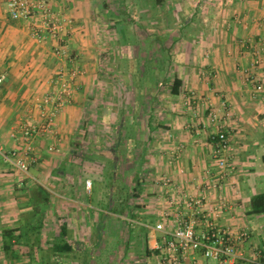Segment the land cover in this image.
Returning <instances> with one entry per match:
<instances>
[{
  "label": "crops",
  "instance_id": "obj_1",
  "mask_svg": "<svg viewBox=\"0 0 264 264\" xmlns=\"http://www.w3.org/2000/svg\"><path fill=\"white\" fill-rule=\"evenodd\" d=\"M5 3L0 0V147H21L12 133L25 122L40 127L42 98L61 76H75L52 131L35 138L29 170L0 163V264H86L72 259V251H85L86 236L119 220L128 243L131 234L142 237L150 258L143 264H158L164 236L184 214L193 218L195 209L186 204L202 195L201 210L218 226L247 233L236 264H264V0H140L143 10H171L175 24L187 30L174 38L179 92L158 95L154 119L143 110L151 102L139 100L145 115L140 127L138 117L127 115V102L135 106V98L127 99L132 86L102 79V5L53 1L58 36L43 30L38 40L34 25L13 20ZM57 46L63 52L55 53ZM211 109L228 131L234 171L208 194L218 177L211 137L220 127L209 124ZM123 115L129 125L123 137L138 139L135 147L115 146ZM92 134H105L102 140L113 144L86 145ZM194 218L202 230L201 216ZM63 227L73 248L54 254V237ZM183 264L217 262L192 252Z\"/></svg>",
  "mask_w": 264,
  "mask_h": 264
},
{
  "label": "rangeland",
  "instance_id": "obj_2",
  "mask_svg": "<svg viewBox=\"0 0 264 264\" xmlns=\"http://www.w3.org/2000/svg\"><path fill=\"white\" fill-rule=\"evenodd\" d=\"M95 1L96 4L99 3L100 5H103V3L105 6L108 3L110 4L108 9L104 8L101 11L102 14L99 15L101 23L105 24L101 35L102 44L99 47L102 56L101 66L106 70L102 79L106 82L111 80L113 82H126L132 86L127 92V99L132 96L133 102L135 98L133 103L135 106L130 105L131 107H128V103L131 101L127 102V115L138 117L137 123L140 127V119L145 115H142L139 100H146L147 97V100L151 103L149 102L148 106L143 107V110L145 109V112L149 111L152 117L156 115V109L158 108L156 104H152L158 95L162 93L169 95L170 83L172 78L175 77L174 67L178 61L175 56L176 53H174L177 46L174 38L179 33L187 32V30L184 32L182 30L185 27L175 24V16H173L171 10L165 9L158 12L154 8L151 9V7H148L149 9L144 7L143 10L142 6L137 4L135 0ZM122 11H124L128 22V40L130 44L127 46L122 45L124 37L119 36L112 28L113 18L109 14L113 12L123 17ZM164 78L169 80L168 85L164 83ZM141 84L143 90H140ZM122 119L117 147L137 146L138 139L128 140L123 137L125 130H129V125H126L125 115L122 116ZM100 135L92 134L93 138L90 139V142L87 141L86 145L110 147L113 144L108 138L102 140L105 134ZM119 221L120 223L111 224V226L107 224L104 233L100 235L86 236L83 242L87 245V249L85 251H72L70 255L72 259L84 260L86 264H143L145 260H150L141 248L142 237L131 234L130 237L133 241L128 243L127 233L123 229V221Z\"/></svg>",
  "mask_w": 264,
  "mask_h": 264
},
{
  "label": "built area",
  "instance_id": "obj_3",
  "mask_svg": "<svg viewBox=\"0 0 264 264\" xmlns=\"http://www.w3.org/2000/svg\"><path fill=\"white\" fill-rule=\"evenodd\" d=\"M55 0H6V12L13 20H23L34 25L33 35L38 39L44 38L43 30H47L52 37L58 36L60 28V18L53 11L52 2ZM67 26L72 24L71 20L64 19ZM61 46L55 48V53H61ZM75 74L71 73L66 77L61 76L55 82L56 88L48 92L39 103L40 116L42 123L40 127L25 122L19 126L17 132L12 136L19 138L21 147L6 150L0 147V163L6 164L15 170L26 173L29 167L36 161L34 141L40 131L51 132L54 118L65 101L72 95L74 86L72 84ZM5 76H0V86ZM191 97L185 100L188 105ZM209 124L220 125L219 129L212 134L211 140V158L214 161L218 172L217 179L212 184H208L207 192L211 193L214 189L217 191L221 187V180L231 175L234 171V165L229 161V136L228 131L223 129L219 115L214 109L207 113ZM49 147V150H53ZM86 187L91 182L86 180ZM205 195L199 198H191L187 202V207L195 209L193 218L180 217L176 228L166 233L162 243L159 246L160 260L158 264H183L184 260L192 252H200L204 260H215L217 264H236L239 258L237 248L247 233L241 232L239 235H233L226 228L218 226L214 219L201 210L205 200ZM222 204V203H221ZM218 214V212H216ZM194 215L202 218L204 228L200 231L196 229L197 222Z\"/></svg>",
  "mask_w": 264,
  "mask_h": 264
},
{
  "label": "trees",
  "instance_id": "obj_4",
  "mask_svg": "<svg viewBox=\"0 0 264 264\" xmlns=\"http://www.w3.org/2000/svg\"><path fill=\"white\" fill-rule=\"evenodd\" d=\"M150 1V0H149ZM154 4H158L161 0H152ZM135 2L137 4L140 3V0H135ZM110 4H105L103 3L102 8H106L108 9V6ZM123 15H124V11H122ZM110 16L113 18V29L115 30V32H117L119 34V36L124 37V41L122 43V45L127 46L128 44H130V41L128 40V27H127V18L126 15H124L123 17L118 14H115L113 12L109 13ZM165 79V84L168 85L169 84V80ZM181 81L175 76L172 78V81L170 83V88H169V93L176 95L179 92L180 86H181ZM119 127V128H118ZM117 129H118V135L121 133V125H118ZM119 140V139H118ZM119 142L116 143L115 146H118ZM73 248L72 245V241L67 239L66 237V232H65V227L62 228V230L60 231L59 235L54 237V242H53V253H57V252H71Z\"/></svg>",
  "mask_w": 264,
  "mask_h": 264
}]
</instances>
